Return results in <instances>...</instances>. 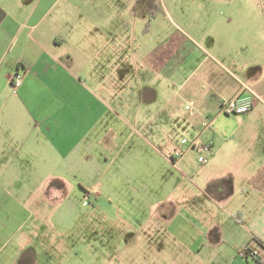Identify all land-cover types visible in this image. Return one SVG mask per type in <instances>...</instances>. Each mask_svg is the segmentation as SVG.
I'll return each mask as SVG.
<instances>
[{
	"label": "crops",
	"instance_id": "obj_1",
	"mask_svg": "<svg viewBox=\"0 0 264 264\" xmlns=\"http://www.w3.org/2000/svg\"><path fill=\"white\" fill-rule=\"evenodd\" d=\"M60 1L0 0V264H86L76 255L84 243L98 246L91 259L101 264L104 247L130 238L165 254L135 256V264H264V31L251 29L256 16L214 34L190 62L193 53L170 63L180 44L169 42L158 89L146 86L153 108L125 114L105 101V28L85 16L77 23L76 0ZM142 38L135 32V64L149 46ZM76 47L87 59L78 77ZM244 86L257 96L250 111L221 114L220 101ZM183 88L190 117L177 108ZM129 116L135 125L122 120ZM178 130L197 133L196 160L173 158ZM244 247L255 255L239 257Z\"/></svg>",
	"mask_w": 264,
	"mask_h": 264
},
{
	"label": "rangeland",
	"instance_id": "obj_2",
	"mask_svg": "<svg viewBox=\"0 0 264 264\" xmlns=\"http://www.w3.org/2000/svg\"><path fill=\"white\" fill-rule=\"evenodd\" d=\"M63 1L59 3L61 8L64 7ZM153 1L157 10L155 9L156 13L150 20L147 5L135 0H76V3L70 6V13L75 15L77 23L80 16H85L105 28L108 45L107 65L104 70L107 76L105 101L113 109L121 110L125 114L135 113L136 107L144 110L153 108V103L148 100L146 86L153 82V87L158 89L156 86L160 83L163 73L160 62L164 61V46L169 42L173 43L177 40L180 44V47L172 45L168 53L169 62L174 64L181 56L190 53L193 54L187 60L189 62L195 60L196 48L199 45L211 47L215 44L213 35L232 27L237 29L238 25L242 24L238 22V19L243 15L256 16L250 23L251 29L264 31V18L259 19L260 14L264 16V0ZM95 27L92 25L91 29ZM139 30L143 36L142 40L148 41L149 46L144 51L137 52L140 61L135 64V32ZM77 31L80 36H83V25H79ZM120 46L121 49H119ZM80 47H76L75 52L70 53V56L74 58L73 71L77 77L84 74L85 65H87L83 51L79 52ZM117 66L118 69L115 70ZM183 91L184 88L177 91L180 94L179 97L181 96L177 108L182 111V115L190 117L194 112V105L190 100H184ZM124 119L132 121L135 125V117H123L122 120ZM150 135L149 138L154 139ZM170 136L171 143L183 151L181 157L189 161L197 159L199 151L192 146V143L196 141L197 133L182 134L181 130H178ZM182 137L188 141L186 145L180 143ZM202 141L205 142V140ZM129 241L127 245L114 243L104 247L107 250H102V253L98 254L104 257L101 264H120V262L135 264V256H155L159 251L157 255L165 256V254L162 255L164 252L162 246L153 245L156 251H151V255L148 251L149 246L143 245L140 240L133 241L130 238ZM95 247L98 248L92 245L89 249V246L84 243L80 248L77 246L76 255L86 256V264H93L94 260L91 256H95L97 249Z\"/></svg>",
	"mask_w": 264,
	"mask_h": 264
},
{
	"label": "built area",
	"instance_id": "obj_3",
	"mask_svg": "<svg viewBox=\"0 0 264 264\" xmlns=\"http://www.w3.org/2000/svg\"><path fill=\"white\" fill-rule=\"evenodd\" d=\"M22 77V74L16 73L11 78V87L14 90L20 86ZM244 92L234 96L231 99L221 100L219 103L220 113L224 115H243L250 111L254 101L257 100V96L247 86H244ZM187 143L188 141L186 139L181 140V144L186 145ZM194 143L195 142L192 143V146H194ZM201 147L204 151H209L210 144H203ZM182 154L183 151L181 149H175L172 156L173 158L177 159L180 158ZM198 160L201 163L206 162V159L203 156H199ZM238 255L241 258H247L255 255V252L251 251L247 247H244L239 251Z\"/></svg>",
	"mask_w": 264,
	"mask_h": 264
},
{
	"label": "trees",
	"instance_id": "obj_4",
	"mask_svg": "<svg viewBox=\"0 0 264 264\" xmlns=\"http://www.w3.org/2000/svg\"><path fill=\"white\" fill-rule=\"evenodd\" d=\"M140 1H145L147 3V6H148V17H149V20H150L154 16V14L156 13V10H157L154 1L153 0H140Z\"/></svg>",
	"mask_w": 264,
	"mask_h": 264
}]
</instances>
